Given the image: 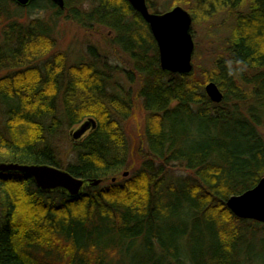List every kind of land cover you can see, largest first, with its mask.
<instances>
[{"label":"trees","instance_id":"1","mask_svg":"<svg viewBox=\"0 0 264 264\" xmlns=\"http://www.w3.org/2000/svg\"><path fill=\"white\" fill-rule=\"evenodd\" d=\"M199 4V18L232 17L229 37L206 66L177 75L161 70L148 26L126 0H65L63 10L0 0V163L100 181L69 198L0 173V264H264V225L225 206L264 178V0ZM31 10L103 30L120 64L94 48L74 65L51 56L50 25L24 19ZM208 82L219 104L205 95ZM135 101L145 150L126 133ZM88 119L95 128L69 143L63 161L57 135Z\"/></svg>","mask_w":264,"mask_h":264},{"label":"water","instance_id":"2","mask_svg":"<svg viewBox=\"0 0 264 264\" xmlns=\"http://www.w3.org/2000/svg\"><path fill=\"white\" fill-rule=\"evenodd\" d=\"M20 8L28 7L35 0H10ZM58 9H64L65 0H46ZM147 24L156 43L161 70L171 74H189L192 67L194 50L191 35L192 18L180 6L163 13H151L146 0H126ZM204 93L213 104H219L223 95L213 82H208ZM95 128L92 119L84 121L77 130L70 132L71 140L78 141ZM0 173H20L30 177L36 189L42 194L60 192L69 198L79 197L86 187H96L99 180H82L72 177L63 170L41 165H18L0 163ZM127 173L123 174L126 177ZM226 208L239 220H248L264 225V178L256 186L242 194L231 196L225 203Z\"/></svg>","mask_w":264,"mask_h":264},{"label":"rangeland","instance_id":"3","mask_svg":"<svg viewBox=\"0 0 264 264\" xmlns=\"http://www.w3.org/2000/svg\"><path fill=\"white\" fill-rule=\"evenodd\" d=\"M149 3L159 11L163 13L168 11L167 7L174 5L180 6L186 11H191L195 14L197 21L191 25V35L194 44V50L192 54V67L198 66L203 68L206 66L205 62L208 58L214 57L220 49V46L226 38L229 37V29L232 25V17L227 12L214 13L207 19L199 18L198 15L205 11L202 10L200 0H148ZM238 7V4H236ZM237 12H244L247 8V3L240 6ZM237 9V8H236ZM170 10V9H169ZM190 12V13H191ZM39 18L49 23L52 37L55 40V50L50 53L51 56L56 53H61L66 56L68 65H74L87 59V50L94 48L97 54L107 58L108 62L114 63L119 61V55L108 49L105 44L106 32L101 29H94L85 31L70 20H66L63 17L58 19L50 16L49 12L40 10H31L24 19ZM199 19V20H198ZM50 56V55H49ZM117 60V61H116ZM120 64V63H119ZM7 74L6 72L0 73V77ZM118 83L123 87H126V82L122 75L117 76ZM86 121V120H85ZM144 113L141 110L138 101H135L134 112L131 120L126 125V133L128 137L129 145L133 144L139 147L140 150H145V146L142 140ZM80 125L73 128H64L57 135V145L60 152V158L65 161L70 149L71 136L70 132H73L79 128ZM88 132L82 137H86ZM55 140V142H56ZM73 142V141H72ZM138 148V149H139ZM137 149V148H134ZM139 164V163H138ZM127 172V171H126Z\"/></svg>","mask_w":264,"mask_h":264},{"label":"bare ground","instance_id":"4","mask_svg":"<svg viewBox=\"0 0 264 264\" xmlns=\"http://www.w3.org/2000/svg\"><path fill=\"white\" fill-rule=\"evenodd\" d=\"M177 75H178V74H177ZM126 173H127V172H126ZM127 176H128V173H127ZM127 176H126V177H127ZM126 177H123V178H126ZM112 182H114V180H112ZM229 212H230V211H229ZM230 213H231V212H230ZM256 223H257V222H256Z\"/></svg>","mask_w":264,"mask_h":264}]
</instances>
